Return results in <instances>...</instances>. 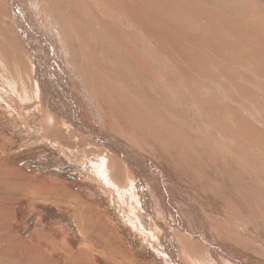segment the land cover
Here are the masks:
<instances>
[{
    "label": "rangeland",
    "instance_id": "1",
    "mask_svg": "<svg viewBox=\"0 0 264 264\" xmlns=\"http://www.w3.org/2000/svg\"><path fill=\"white\" fill-rule=\"evenodd\" d=\"M73 1L75 4H80L81 6L82 2L80 0ZM92 1L89 0L87 4L82 3V5H85L90 11ZM164 2L168 4L172 2V4H167L165 7ZM142 4L143 2L138 4L139 9L145 8ZM261 4L262 2L258 0H164L156 5L158 10L162 12L164 10L165 14L170 16V18L174 17L177 23L180 24L177 19H184L182 24L186 27H182L174 22H172L171 26L167 27L170 38L173 37L175 32H178L179 36L184 37L186 42L188 41L187 36H193L196 33L198 37L203 36L202 41L210 37L212 38L210 39L212 44L213 41H220V43L222 41L223 44H220L217 48V45H214L210 54H204L205 60H207L203 63L204 65H197V67L206 68L207 64L211 62L209 64L210 68L213 71L216 70L213 74L209 72L208 75L204 72H196L194 76L188 74L192 67L189 68L182 59L188 58L190 55L189 52L182 58H175L171 55L169 57L170 60L165 55L164 57L159 55L156 57V64L144 60L146 62L143 68L144 74L151 73L153 75V83L149 84L146 93L149 95L155 94L156 90L154 86L158 85L163 95L165 93L168 96L178 94V100H184L186 103L195 100L192 96L193 94L210 98L212 100L211 104L216 111H208V114H212V120L214 122L216 121L221 129L228 130L227 133H229L230 141L232 142L229 147L225 146L221 140L219 142L216 140L214 141V146H211L207 152L200 151L207 149L206 142L202 143L205 137L202 135L204 137L203 139L201 132H199H204L205 129L200 126L193 128L197 125V123L193 122L188 125V121L184 117H181L182 108L172 112H167L170 108H166L165 113L167 115L156 114L158 118L160 116H167V125L170 126L171 124L176 129V120L178 123L183 124L179 130L177 129V134L175 132L172 134L169 133L170 135L168 137L163 136L161 139H157L153 133H144V128L138 131L142 127L137 125L140 123L138 122L139 116L142 113H146L149 117H153L154 120V112L149 109L146 100H143L139 107L133 111H129L127 107L131 105L135 95L138 97H149L143 95L138 90H134V94L129 91L130 99L125 102V92H123L119 103L120 109H118V97L113 93H105L104 104L107 113H105V117L102 115L101 123L105 119L108 127L105 123L100 130L107 131L106 133L111 134L116 140L119 139L116 138L117 134L112 132L113 130L118 132L119 138H121L120 134L125 135V138L122 137L121 141L129 142L127 144L128 148H126V151L128 150L129 161L142 171L144 177L149 176L148 178L152 181L154 187L153 191L155 193L153 195L159 202H163L164 204H162L166 207V212L159 220L162 222L165 221L164 223L167 227L169 229L171 227V231L177 237L181 238L182 241L188 239L187 235L189 234L175 227L174 212L170 211V213L167 208L166 196L162 193L160 178L157 177L158 173L156 169L158 168L159 175L169 185L175 179H177L176 182L179 181L178 184L180 186L182 185V190L180 191L174 188V193H170L173 201L170 200L175 207V211L185 221L186 224L184 227L187 228L189 225L195 229H199L200 227L202 228L201 231L208 232L212 224H220L224 227L228 224H224L223 217L219 213L210 210L209 207L206 209L207 206L199 204V200H203L202 191L205 192V198H212L215 196V193L210 194L208 188L204 186L205 182L203 178L195 176L197 172L193 167V162L197 161H194V157L199 160L200 157H203L201 155L202 152H206L204 157H207L205 158L206 161L208 160L207 162L212 163L215 159H221L225 162L229 161L228 163L231 162L233 168L242 167V170H245L248 165L253 163H250V160H248L249 157L246 158L244 155L243 157L240 153L233 151V148L238 146L237 143L239 145H245L237 137L264 146V6ZM54 8L59 10V4H54ZM82 11L83 16L87 17V13L83 7ZM4 18L5 16L0 17V139L3 137L0 141V163L12 166L15 170V175L20 177L26 187L22 193L14 191V193L17 192L15 193L16 198L9 199L12 203L17 199L16 202H18V205L14 210L12 226L7 232L9 239H0V264H40L36 259H39V262L44 261V264H50L51 257L64 264L63 261L70 260L73 254L78 252V254H83L87 244L86 230L82 229L84 227L83 224H78V219L81 220L82 218L76 214L83 210L75 205V201H72L74 200L73 198L70 199L74 194L84 197V201L91 207L93 212L92 217L94 218L93 224H104L105 220L111 224L113 222L115 223L113 224V229L117 233L121 244L125 245L130 253L132 252L137 262L141 264H171L172 258L166 252L165 248L155 238L149 235L157 234L154 231L153 224L149 222V217L144 216L142 212L139 218L135 216L134 202L141 209L139 203V198L141 197L139 192L141 188L139 190V187H135L133 184L125 185L127 184L126 177L129 171L120 167L119 169L122 172L118 169V179L114 180L118 189H114L113 185H109V187L107 186L108 184L106 185L103 181H99L100 178L93 171L94 164L92 165L97 160L98 155L105 149L102 144H99L89 137L82 141H79L77 137H73L71 141L66 142L67 144H60L57 140L60 137L58 134L70 137L73 133L82 138H85L87 135L71 123V119H75L71 115L76 113L73 111V107L70 109L71 105L68 102V95L64 91H50L59 110L49 107L50 104L47 103V92L44 89H38V95L35 93V83L32 76L35 65L34 56L28 52V48L21 36H17L19 29L16 26H13L15 29L12 30L8 23L5 26L2 25V21L9 20ZM161 19L162 24H165L167 20L168 22L171 20L163 16ZM76 20L75 23L73 21L74 24L65 21L67 25L65 27L66 33H61L58 37L59 40L54 42L56 46H58L57 44L60 45V51H67L73 41H78L79 39L81 41L89 40L87 38H81V33L84 29L83 26L81 27V23H78V18ZM197 20L199 22H196ZM3 34L6 36H3ZM88 36L94 42L95 39L93 37L95 36L92 33ZM48 39L51 40L49 36ZM177 39L179 41L181 40L180 38ZM125 40L132 42L128 37ZM77 50L75 48L76 52H78ZM56 52L58 53L59 50L56 49ZM195 52L193 53V60L195 57L200 59L201 54L204 53L203 51L197 50ZM154 53L152 52L151 55ZM173 53L174 51H172ZM17 55H19V59ZM91 55L94 60L102 62L103 67L108 69L106 62L103 60L104 58L98 60L93 54ZM76 56L78 57V55ZM3 60L4 64L1 63ZM132 62L137 67L140 66L137 61L135 62V59ZM173 63L180 64L174 65ZM129 66L128 64L120 63V68L126 74L133 72L135 69L134 66ZM232 69H235V72H232ZM17 71H20L19 75H17ZM108 71L109 69H105V73L108 74ZM158 71H163V81L160 80ZM82 72L87 77L88 70L82 69ZM108 75L112 76L110 74ZM225 75L231 82L227 81L226 77H224ZM9 79H12V85L8 84ZM125 81L121 80L120 77L115 85L119 88L122 85L128 84ZM13 86L16 87L14 88ZM199 89L202 94L196 93ZM74 94L77 97L76 93ZM78 97L80 99V96ZM136 99L138 98L136 97ZM244 99L248 101V104ZM195 101L198 103L195 110L210 109L208 105H205L206 107L202 106V102L204 101L199 99ZM72 103L79 106L77 100H74ZM64 106L67 109H63ZM220 110H224V112H220ZM118 116L121 117L119 118ZM122 116L125 119L126 117L130 118L131 128L126 127L128 123L125 119L122 121ZM114 118L115 121L113 122ZM151 123L154 124L155 122ZM146 127L148 128V126ZM157 130L166 131L165 127L161 124L158 125ZM182 132L195 134L194 141L191 140V137L187 136L188 133ZM88 136H92L91 132ZM63 145L65 146L62 148ZM211 149L212 152L210 151ZM240 149L243 148L240 147ZM167 156L169 159H172L165 164L169 160ZM176 156H179L181 159ZM225 159L228 160L226 161ZM149 160H153L152 162L155 164L157 162V165L154 164V167L149 166V162H147ZM261 162L262 164L264 163L263 160ZM114 163H118V166H123V162L120 159L115 160ZM179 164H181L180 167ZM199 167L202 168L204 166L200 164ZM0 168H4V166L0 165ZM255 180L260 185L264 184L262 180L257 178ZM41 184L46 187V194H41V191L38 192ZM56 185L58 188H54ZM200 186L203 187L201 188ZM60 188L67 190L69 194L71 193V197L69 198L65 195V191ZM170 189L172 187L168 190ZM184 190H187L189 193L197 212L190 210L187 205L183 204L185 196L183 197L184 193L182 191ZM8 194L7 197H13L12 194ZM166 195L168 196L169 193ZM130 197L133 200L132 202L129 201ZM226 199L231 200L229 195L226 196ZM254 203L257 210L255 213H260L259 216L264 218V203L258 200L257 195L255 196ZM9 210L10 208L2 214L4 219L12 217ZM151 219L154 221L153 218ZM90 220L92 221V219ZM77 228L80 233L82 231L81 234ZM41 231H43L44 235L41 234ZM224 231L226 234L229 233L231 238L238 235L232 234L229 229ZM107 232L111 231L107 229ZM108 238L110 239L111 236ZM240 238L234 237L233 239L239 240ZM91 239L93 238L89 237L88 242L92 241ZM25 241H28L32 245L25 248ZM191 244L185 243L184 245L187 247L186 252H192L195 258L191 262H185V264H202L204 256L207 255L209 257L210 252L206 251L203 242L199 244L197 240ZM36 247L37 249L40 248L45 251L46 256L37 254L32 257V251ZM73 247H78L79 250L71 252ZM236 247L239 246L234 244V249ZM232 256L234 260L229 262V264H240L236 261L234 252ZM93 257L97 264H120L116 259L103 258L97 254H93ZM221 258L223 259V257ZM211 259L215 262H220L213 256H211Z\"/></svg>",
    "mask_w": 264,
    "mask_h": 264
},
{
    "label": "bare ground",
    "instance_id": "2",
    "mask_svg": "<svg viewBox=\"0 0 264 264\" xmlns=\"http://www.w3.org/2000/svg\"><path fill=\"white\" fill-rule=\"evenodd\" d=\"M80 1L87 4V1L89 0ZM163 1L164 0H93L90 4L89 11L85 5H82V3L81 6L80 4H75L73 0H0V17L5 16L4 19H9L8 21H2L3 26L8 23L12 30L15 29L13 26H16L19 29V34L16 35L21 36L22 40L26 44V47L28 48V52L34 56L35 65L32 76L35 83V93L38 95V89H44L47 92V103L50 104L49 107L59 110L50 94V91H64V93L68 95V102L71 105V107L69 106L70 109L73 107V111L76 113L72 114V111L70 112L72 114L71 117L75 118L71 119V123L76 125L81 132H85L87 135L85 138H82L81 136L78 137L77 134L73 133L70 135V137H65L58 134L60 139L57 138V140L60 142V144H64L68 141H71V138L73 137L79 138V141L86 140L87 137H89L99 144H102L105 149L101 154L98 155L97 160L93 162L92 165L94 164L93 171L100 178L99 181H103L106 185L108 184L107 186L113 185L114 189H118L116 187V183L114 182V180L118 179L117 170L122 167L129 171L126 177L127 184L124 182L123 183L126 186L133 184V186L139 187V190L141 188V191L139 192L141 194V197L139 198L141 209H139L138 205L134 202V209L136 212L135 216L136 218H139L142 212L144 216L149 217L150 224H153L154 231L157 232V234L149 235L150 237L155 238L157 242L165 248L166 252L172 258L171 264H185V262H191L195 256L192 252H186L187 247L184 244H193L197 240L199 244H202L203 242L204 247H206V251L210 252L209 257H207V255L204 256L202 264H229V262L234 260L232 256L233 252L235 253L236 261L240 264H264V218L259 216L260 213H255L257 210L254 203L256 195L258 200L261 201V203H264V184L260 185L255 180L257 178L264 182V163L262 164L261 162L262 160L264 161V146L254 144L246 139L237 137L236 135V137L241 142L245 143V145H239L236 142L237 145L243 149L235 146L233 151L240 153L242 156L244 155L246 158L249 157L248 160H250V163L253 164L248 165L247 169L242 170V167L233 168L231 162L228 163L229 161L225 162L221 159H215L212 163L207 162L208 160L206 161L205 159L207 157H204V154L209 148H211V146H214V141L218 140L219 142V140H221V142L228 147L230 143H232L230 141L231 138L229 137V133H227L228 130L221 129L218 126V123L212 120V114H208V111H216L214 106L211 104L212 100L206 96L193 94L192 96L195 100L199 99L204 101L202 102V106L208 105L210 108L209 110H205L202 107L204 110H195V107L198 106V103L195 100H191L190 102L186 103L184 100H178V94L168 96L165 93L163 95L161 88L158 85L154 86V89L156 90L155 94L149 95L146 93L148 91L149 84L153 83V75L151 73H147L146 75L144 74L143 68L146 64L144 60L156 64V57L159 55L163 57L165 55L166 58L170 60L169 57L171 55H173L175 58H182L189 52V57L182 59L186 62V65H188L189 68L192 67L188 74L193 76L196 72H204L206 75H208V72L213 74L216 70L213 71V69L210 68L209 64L211 62L207 64L206 68H201L200 66L197 67V65L203 64L205 61H207L205 60L204 54H210L214 45H217V48L220 44H223L222 41L221 43L220 41H213L212 44L210 41L212 38L210 37H208L207 40L205 39L202 41L203 36L198 37L196 33L193 36H187L186 38H188V41L186 42L185 38L180 37L178 32H175L173 37L170 38L167 32V27L171 26L172 22L183 27L184 25L182 24V21L184 19H177L180 22L179 24L174 17L170 18V16H167L164 10L163 12L158 10L156 5ZM258 1H261L264 6V0ZM142 2V5H144L145 8L139 9L138 4ZM54 4H59V10L54 8ZM164 4L166 7L168 3L164 2ZM169 4H172V2ZM82 7L87 13V17L83 16ZM74 10H76V12H74ZM162 16L171 20L169 22L167 20L165 24H162ZM76 18H78V23H81V27L83 26L84 29V31L81 33V38H87L89 40L81 41L79 39L78 41H73L67 51H60V45L57 44L58 46H56L54 42L58 41L59 35L65 32V27L67 26L65 21L72 24L73 21L74 23L77 21ZM196 22H199V20ZM91 33L95 36L93 37L95 39L94 42L92 41L93 39L88 36ZM3 36L6 35L3 34ZM48 36L53 42L48 39ZM127 37L132 40V42L126 41L125 38ZM177 38H180L181 40L179 41ZM75 48L78 49V52L75 51ZM56 49L59 50L58 53L56 52ZM196 50L204 52L201 54V60L197 57H195L193 60V53ZM172 51H174L173 54ZM152 52L155 53L151 55ZM91 54H93L98 60L104 58L103 60L106 62V65L109 69L108 74L112 76H109L107 73H105V69H108L103 67L102 62L94 60ZM76 55H78V57ZM17 57L18 59L20 58L19 55H17ZM134 59L135 62L137 61V63L140 64V66L137 67L134 62H132ZM119 62L128 64L131 67L134 66V71L126 74L120 68ZM180 63L173 64L177 65ZM84 66L85 68H83ZM82 69L88 70V75L86 73L87 77L82 72ZM232 70V72H235V69ZM162 74L163 71H158V76L161 81H163ZM120 77L121 80H126L125 83L128 84L122 85L120 87L118 86L119 88H117V85L115 84L119 81ZM224 77H226V75ZM226 79L227 81L231 82V80H229L227 77ZM134 90H138L140 93L149 98H145L143 96L138 97L135 95V98L132 99L131 105H128L127 107L128 110H135L137 107H139L143 100H146L148 102L149 109L154 112L153 115L155 116V119L153 120V117H149L146 113H142L138 118V122L142 124H137L142 127H140L138 131L144 128V133H153L154 137L157 139H161L163 136L168 137V135L174 132L177 134V131L183 126V124L178 123L176 120L175 126L177 127V130L175 127L171 126V124L170 126L167 125V116H160L159 118L156 117V114L167 115V113H165L166 108H170L167 110V112L176 111L179 108H182L183 110L181 112V117H184V119L188 121V125L193 122L197 123V125L193 128H196L197 126L204 127L205 131L199 132H201V137L203 139L205 137L202 143L206 142L207 149L200 150L206 152H202V154L200 153L203 157H200L199 160L194 157V161L197 162H193V167L197 172V175L195 174V176L203 178V181L205 182L204 186L208 188L210 194L215 193V196L212 198H205V192L202 191L203 193H201L203 194V200L199 198V204L207 206L206 209L209 207L210 210L219 213L223 217L224 224L228 225H225L224 227L220 224H212V227L208 232L201 231L202 228L200 227L199 229H195L190 225L185 228L184 226L186 223L182 216L175 211V207L171 202L172 199L170 195V193H174V188L175 190L177 189V191L182 190V185L180 186L178 184L179 181L176 182L177 179L173 180L170 185L166 183V181L162 179V176L159 175L157 168V177L160 178L162 193L166 196L168 205L167 208L169 209V212H174L173 216L175 227L181 231H185L186 234H189L191 237L187 235L188 239L182 241L181 238L177 237V235L171 231V227L170 229L167 227V225L164 223L165 221L162 222L159 220L166 212V207L163 205V202H159V200L153 195V193H155L153 191L154 187L152 181L148 178L149 176L144 177V174L142 175V171L136 168L133 163L129 161V155L127 152L128 150L126 151V148H128L127 144H129V142L121 141V138H125V135L120 134L121 138H119L118 132L113 130L112 132L117 134V137H115L119 139L116 140L113 136H111V134L106 133L107 131L104 132L103 129L100 130V128L103 127L105 123L108 127L105 119L101 123V118L103 117L102 115L105 117V113H107L104 104L105 93H113L118 97L117 105L119 107L118 109H120L119 103L123 92H125V102H127L130 99L128 92L130 91L132 94H134ZM74 93H76L77 97H75ZM196 93L202 94L200 89ZM78 96H80V99ZM136 97L138 99H136ZM74 100L78 101L79 106H76L74 103H72ZM208 100L210 102H205ZM244 101L248 104V101L245 99ZM64 104L66 103L64 102ZM65 108L66 107L64 106L63 109ZM220 112H224V110H220ZM123 119L125 118L123 117L122 121ZM125 120L128 123L126 127L131 128L132 125L130 118L126 117ZM114 121L115 118L113 122ZM151 122L155 123L153 124ZM159 124L165 127L166 131H156ZM146 126H148V128ZM90 132L92 136H88ZM189 132L182 133H188L187 136L191 137V140L194 141L193 138L196 137V135ZM2 139L3 137L0 139V141ZM64 146L65 145H63L62 148ZM210 151L212 152V149ZM176 157L181 159L179 156ZM117 159H120L123 162V166H118V163H114V161H117ZM167 159H169L168 156ZM171 159L172 158L165 162V164H167ZM152 161L153 160H149L147 162H149V166L154 167L155 163ZM200 164H202L204 167H199ZM0 165L4 166V168H0V221H2L0 223V239H9V234L7 232L12 226V221L14 220V210L18 205V202H16L17 199L14 201V203H12L9 199L16 198L15 193L17 192L14 193V191L22 193L25 190L26 185L21 181L19 176L15 175V170L12 168V166L2 163H0ZM155 165H157V162ZM180 165L181 164H179V167ZM170 187H172V189L168 190ZM54 188H58V186L56 185ZM60 189L65 191V195H67L69 198L71 197V193L69 194L67 190L62 188ZM39 191H41V194L47 193V189L43 186V184H41L39 187L38 192ZM182 192L184 193L183 197L185 196L183 204L187 205L190 210L197 212L196 206L193 204L187 190ZM8 193H10V195L12 194L13 197H7V195H9ZM167 193H169L168 196L166 195ZM74 195L70 199L73 198L74 200L72 201H75V205L83 210L77 214L82 218V222H80L81 220L78 219V224L84 225L82 229L86 230L87 244L84 253L78 254V252L73 254L69 264H97L93 254H97L103 258L116 259L120 262V264H141L135 260L132 252L130 253L128 248L121 244L117 233L113 229V226L107 220H105L104 224L92 223L94 222V218L92 217L93 212L91 207L87 204V202L84 201V197ZM227 195H229L231 200L226 199ZM129 201H133L131 197L129 198ZM5 202H7L9 205L7 206V203ZM9 208L12 217H7L4 219L2 214ZM151 218H153L154 221ZM90 219H92V221ZM107 229H109L111 232H107ZM226 229H229L232 234H238L234 237L241 238L239 240L233 239L234 237L231 238L229 233H225L224 230ZM41 234L44 235L43 231H41ZM110 236L111 238L109 239L108 237ZM89 237L93 238L90 242H88ZM104 239L105 241H103ZM25 244V248L32 245L29 244L28 241H25ZM234 244H237L239 247L234 249ZM19 247L21 246L19 245ZM19 247L17 246V248ZM32 252V257L37 254L46 256L45 251L41 250L40 248L37 249V247L34 248ZM211 256L217 258L220 262H215L213 259H211ZM36 257L38 258V256ZM221 257H223V259ZM36 261L40 264H44V261L39 262V259H36ZM50 261V264H62V262L52 257Z\"/></svg>",
    "mask_w": 264,
    "mask_h": 264
},
{
    "label": "crops",
    "instance_id": "3",
    "mask_svg": "<svg viewBox=\"0 0 264 264\" xmlns=\"http://www.w3.org/2000/svg\"><path fill=\"white\" fill-rule=\"evenodd\" d=\"M1 63L4 64V60H3ZM5 63H6V62H5ZM17 72H18L17 75H19V74H20V71H17ZM8 84H11V85L13 84L12 79H9ZM23 87H25V86H23ZM21 91H22V90H21ZM24 91H25V90H24ZM29 93H30V92H29ZM76 215H77V214H76ZM77 216H78V215H77ZM78 218H79V217H78ZM76 219H77V218H76ZM115 222H117V221L115 220ZM110 224H111V223H110ZM113 224H115V223L113 222ZM113 224H111V225L113 226ZM113 227H114V226H113ZM77 229H78V228H77ZM78 231H79V229H78ZM79 233H80V231H79ZM81 233H82V231H81ZM81 233H80V234H81ZM68 245H69V244H68ZM69 246H71V245H69ZM77 250H79L78 247H73L71 251L73 252V251H77ZM58 261H59V260H58ZM69 261H70V260L63 261V263H64V264H69ZM60 262H61V261H60Z\"/></svg>",
    "mask_w": 264,
    "mask_h": 264
}]
</instances>
